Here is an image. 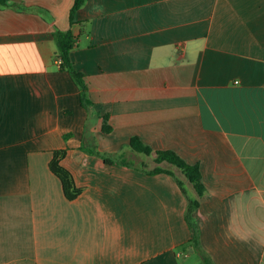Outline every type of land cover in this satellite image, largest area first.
<instances>
[{"label": "crops", "instance_id": "crops-1", "mask_svg": "<svg viewBox=\"0 0 264 264\" xmlns=\"http://www.w3.org/2000/svg\"><path fill=\"white\" fill-rule=\"evenodd\" d=\"M73 4L0 8V264H204L187 196L213 264H264V0H85L71 26ZM69 29L88 109L55 60ZM64 149L74 200L49 169ZM157 150L199 164L202 197L147 173Z\"/></svg>", "mask_w": 264, "mask_h": 264}, {"label": "trees", "instance_id": "trees-1", "mask_svg": "<svg viewBox=\"0 0 264 264\" xmlns=\"http://www.w3.org/2000/svg\"><path fill=\"white\" fill-rule=\"evenodd\" d=\"M10 2L11 0H0V8L7 7L10 4ZM84 2L85 0H74V4L69 14V21L71 26L76 23L75 13L77 12L78 9H80L83 6ZM53 37L57 44V54L55 56V60L58 59L61 60L60 70L66 71L70 74L72 79L77 83L78 87L80 88L82 106L85 109L90 108V106H92L93 103L89 101L88 85L85 81L84 75L75 68L70 58V53L76 44L75 36L73 35L72 30L71 29L66 31L56 30L53 33ZM102 119H103L102 131L104 133H110L112 128L111 126L108 125V115H104ZM129 148L134 153L143 154L147 156L151 155L154 152V150L150 146L143 143L141 139L137 136H133L131 138ZM66 152L67 151L65 149L54 151L52 159L49 162V169L60 180L62 191L65 198L68 200H74L78 198V196L82 193V188L76 186L72 173L62 165V160L64 159ZM93 153L96 156L101 157L108 164L114 163L115 162L114 159L115 160L119 159V157H116L114 155H110V154L106 155L96 150L93 151ZM155 153H156V157L154 160L156 166L152 170L147 171L148 174L165 173L174 176L172 171L164 169L159 165L162 162L171 164L182 171V173L185 175L188 181L193 185L194 189L198 194V197H202L205 191V186L202 182V174L198 163L189 164L182 157H180L175 151L172 150H157L155 151ZM120 163H122L123 165H127V163L123 161ZM176 182L180 187V189L183 192H185L182 187L181 181L176 179ZM187 201H188V206L186 210V221L191 231V239L189 241V245L195 249V252H198L202 255L204 264H213L209 259V257L204 253L200 245L198 226L193 218V212L199 206V199L191 198L187 196Z\"/></svg>", "mask_w": 264, "mask_h": 264}, {"label": "built area", "instance_id": "built-area-1", "mask_svg": "<svg viewBox=\"0 0 264 264\" xmlns=\"http://www.w3.org/2000/svg\"><path fill=\"white\" fill-rule=\"evenodd\" d=\"M57 63L60 65V64H61V60H60V59H58V60H57Z\"/></svg>", "mask_w": 264, "mask_h": 264}, {"label": "rangeland", "instance_id": "rangeland-1", "mask_svg": "<svg viewBox=\"0 0 264 264\" xmlns=\"http://www.w3.org/2000/svg\"><path fill=\"white\" fill-rule=\"evenodd\" d=\"M125 159V158H124ZM146 159H148V158H146ZM173 167V166H172ZM174 168V167H173Z\"/></svg>", "mask_w": 264, "mask_h": 264}]
</instances>
